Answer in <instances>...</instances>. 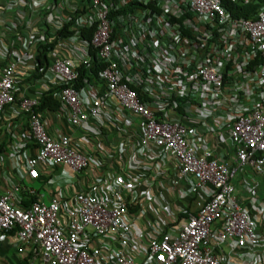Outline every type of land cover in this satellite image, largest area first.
<instances>
[{
	"label": "built area",
	"instance_id": "2783aa9c",
	"mask_svg": "<svg viewBox=\"0 0 264 264\" xmlns=\"http://www.w3.org/2000/svg\"><path fill=\"white\" fill-rule=\"evenodd\" d=\"M129 1L134 0L5 1L15 8L12 30L25 24L30 39L24 42L55 43L48 53L54 55L55 80L44 76L49 82L45 89L62 87L58 96L67 108L66 124L101 118L111 104L127 111L125 125H132V116L140 123L138 132L133 131L136 138L130 130L127 171L104 179L95 192L78 190L71 202L61 196L45 202L30 188L37 200L22 207L16 196L21 184L10 186L0 194V234L15 231L22 243L19 251L32 245L40 251V264H264V196L241 199L234 183L245 166L253 170L252 184L264 174V9H257L252 18L233 17L217 0H174L180 6L168 0L160 12L156 6L140 11L135 19L138 36L124 45L119 39L111 41L110 17ZM5 8L0 7V19ZM96 24L92 34L83 35ZM65 26L69 33L62 37ZM93 47L105 65L101 96L94 86L75 87L77 65L88 61ZM0 52L5 59L9 46L2 44ZM26 54L21 52L22 57ZM0 62L1 114L17 100L22 80L17 62ZM234 78L240 82L232 93L225 82ZM140 92L148 99L142 100ZM39 104V98L24 97L19 106L31 118L29 136L37 146L24 162L29 178L40 176L39 164L88 168L91 155L78 150L68 133L50 132L34 110ZM179 106L184 114L178 113ZM195 110L209 130L227 127L237 166L219 162L203 146ZM150 147L156 149L158 171L172 169L177 182L189 184L182 196L201 192L205 197L174 231L165 230L167 224L159 218L161 208L150 195L139 159L150 156ZM129 205L138 206V212H131ZM147 208L153 214L148 223L152 235L141 244Z\"/></svg>",
	"mask_w": 264,
	"mask_h": 264
},
{
	"label": "crops",
	"instance_id": "0c3cea01",
	"mask_svg": "<svg viewBox=\"0 0 264 264\" xmlns=\"http://www.w3.org/2000/svg\"><path fill=\"white\" fill-rule=\"evenodd\" d=\"M5 1L0 2L1 8L6 7L2 11L5 17L0 19V46L2 44L9 46V54L5 59L6 61L12 60V62L18 63L17 69L21 74L22 81L17 100L6 107L0 114V142L2 140L8 142L7 149L0 153V194L5 193L15 183H19L21 184V191L24 189L29 191L30 188H34L38 198L42 197L43 200L46 197L50 200L51 197L61 196V198L64 197L65 200L71 202L74 200V195L78 190L88 193L95 192L97 185L104 179H109V177L117 173L127 171V166L129 167V161L131 160V155L129 154L130 142L132 136L136 138L138 134H134L133 131L138 132L140 121L137 117L132 116L130 117L132 125H125L124 118L127 111L118 107L117 104L105 107L103 109L105 115L103 114L101 118L87 120L85 123L77 126L66 124L65 120L68 117L67 108L61 104V107L55 111L47 109V111H40L50 132L56 135H59V132L62 131L68 133L72 144L81 152H87L91 155L92 159L89 167L83 171H74L66 165L39 164L40 177L37 180L29 178L24 167V162L28 154L32 155L34 153L32 146L36 144L31 139V136H29L31 118L29 115L21 112L19 108L20 101L24 97H33L39 98L41 102L48 90L45 89V85H49L47 84L49 82L44 80V76L48 75L51 81L55 80V74L51 70L54 55L49 54L46 64L43 65L45 66L44 70L38 71V68L42 66L38 57L43 51L44 41L42 39H35L32 42H24L30 39V36H26L27 30H25V24L12 30V27H10L11 23L13 24L16 21L15 8L8 7L6 5L8 2ZM35 19L36 17H34ZM23 50H26L28 53L24 57L21 56ZM5 59L0 52V61H4ZM0 64L2 65L1 62ZM36 75H39L40 78H37ZM94 89L96 92L98 89L97 95H103L105 82H97ZM193 115L197 123L201 125L203 146L212 150L219 162H226L233 167L237 166L236 146L227 138V127L224 125L221 128H216V130H209V127L207 128L204 122L202 123L199 120V112L195 110ZM126 128H130L129 132L125 131ZM130 130L132 136H130ZM129 137L131 138L130 140L128 139ZM21 144H24L25 147L22 151L19 150L18 152L17 148ZM155 150V147H150V156L142 154L139 159H141L146 169H144V173L146 174L147 182L150 184V195L155 200V205L161 208L159 218L163 221V224H167L165 227H170L169 230L174 231V226L176 228L180 227L183 221V219L179 218V214L186 207H191L192 210L196 207V201L198 199L203 200L205 197L201 192L194 195L182 196L181 192L185 193L189 184L184 180L177 182V173L172 169H168L167 173L158 171L156 167L159 160L155 157ZM168 158L169 156L165 159L162 158L163 162L165 160L169 161ZM250 171L253 170L249 166H245L238 171L234 180L237 194L244 200L250 195L257 193L254 192L256 190L255 187L253 190L251 185H246L251 174ZM257 177H259V181L264 182V174H259ZM191 179L194 180V178ZM36 182L40 183V188L35 186ZM259 185H262V183ZM16 196L17 200H22L20 191ZM164 206H167L168 209L166 210ZM147 210L149 218L146 217L142 221L144 238H142L141 241L143 243L141 244H147L148 238L152 235V228L148 223L153 218V214L149 208ZM21 244L15 231L0 234V264L41 263L39 250H35L32 245L26 244L23 252H20L19 247ZM115 246H118V244L116 243ZM225 248L227 249L226 246Z\"/></svg>",
	"mask_w": 264,
	"mask_h": 264
},
{
	"label": "trees",
	"instance_id": "16d2710c",
	"mask_svg": "<svg viewBox=\"0 0 264 264\" xmlns=\"http://www.w3.org/2000/svg\"><path fill=\"white\" fill-rule=\"evenodd\" d=\"M134 2H136V1H134ZM133 5L134 4L131 3V4L127 5L126 7H122V9L119 12H117L116 17H114L115 15H113V12L111 13L110 19H112L111 23L113 24V25H111L113 28L112 32H111V41H114L115 39L120 38L121 40H123V42L127 43L126 37L129 36V34H131L132 31H131L129 24L126 23L125 21H123L124 20L123 17L128 16V13L129 14L132 13L137 8V5L136 6H133ZM118 16H121V18H119ZM189 18L195 20L194 17H192V16H190ZM97 26H98V24H96L92 28H89L88 31H87V28L84 29L83 35L85 33L87 35L92 34V32H94L97 29ZM121 26L123 27V30L120 29ZM68 31H69L68 27L65 26L63 28V30L61 31L63 33L62 37H64L66 34H68L69 33ZM54 47H55V43H53V44L52 43H45L43 45V51L41 52V55L38 57L39 58L38 60L41 61L42 66L44 64H46V62L48 60V53L51 52L52 51L51 49ZM91 49H92L91 50L92 52L90 51V55H87L88 61L85 63L82 62L81 64L77 65L76 69L79 71V78L75 81V87L77 89H80V88H82L84 86H88V85L95 86L97 84V82L104 81L102 79V76H101V71L104 69L105 65L103 64L102 58L97 54L98 53L97 50L94 47ZM38 71H39V68H38ZM36 77L40 78L39 75H36ZM239 82H240L239 78H234L233 80L226 81L225 87H226V85L227 86L230 85L231 86L230 90L232 93H234L235 90H238L237 85H239ZM131 86L138 91V87H136L134 85H131ZM61 88L62 87L51 88L50 90H48L46 92V94L44 95V97L42 98L40 104L38 106H36L34 108V110L40 112V111H47V110L55 111V110L59 109L61 107L60 106L61 103L59 100L58 93L61 90ZM140 93H139V96L142 97V100L148 99V95H146L144 93H141V94ZM177 111L179 114H184L183 108L180 106L178 107ZM7 145H8V142L5 140H2L0 142V153H2L3 151H5L7 149ZM36 147H37L36 145L32 146V148H36ZM250 172H251V174L248 178V181L251 183V186H254L256 188V190L254 192H257V194H261V196H264V182L259 181L258 180L259 177H257L256 179L259 181L258 184H254V183L252 184V176H254V173H252V171H250ZM37 179H34V180H37ZM260 183H262V185H259ZM25 190L26 189H24L22 191L20 190L21 196H22L21 206L22 207H29L34 201L37 200V196L32 195L27 190L26 191ZM129 208H130V211L133 213H136L139 210L138 206H132V205L130 206L129 205ZM190 211H191V207H186L185 211H182L179 214V218L185 219L187 217L188 212H190ZM167 229L168 228H166L165 230H167Z\"/></svg>",
	"mask_w": 264,
	"mask_h": 264
},
{
	"label": "clouds",
	"instance_id": "9594fccd",
	"mask_svg": "<svg viewBox=\"0 0 264 264\" xmlns=\"http://www.w3.org/2000/svg\"><path fill=\"white\" fill-rule=\"evenodd\" d=\"M134 1H136V2H134ZM134 1L124 2L122 5L119 6V11H120L122 9V7H126L127 5H129L131 3L134 4L133 6L137 5V8L132 13H130V14L128 13V16L123 17L124 18L123 21H125L126 23L129 24L131 31H132L131 34H129V36L126 37L127 43L123 42L124 45H126V44L128 45V43H129L128 39L129 38H130L131 42H133L134 41L133 37L138 36L137 29H136L137 23L135 22V19H136L137 15L140 13V11L142 9H144L145 7L156 6V9L160 12L161 11L160 6L164 5L168 0H151V3H148V0H134ZM172 1L175 2L174 0H172ZM217 1L220 2L222 7L224 9H226L227 11H229V13L232 14L233 17L252 18V17H254L257 9H260L261 7H262V9H264V0H217ZM175 3L178 6H180L179 2H175ZM114 15L116 17L117 13ZM118 17L121 18V16H118ZM198 28L200 29V25H198ZM120 29L123 30V27L121 26ZM148 38L149 39L151 38V36L149 34H148ZM119 40H121V39L119 38ZM88 50H89L88 55H90V51L92 49L91 50L88 49ZM132 63H134L133 58H131V64ZM130 67H131V65H130Z\"/></svg>",
	"mask_w": 264,
	"mask_h": 264
},
{
	"label": "rangeland",
	"instance_id": "374dc122",
	"mask_svg": "<svg viewBox=\"0 0 264 264\" xmlns=\"http://www.w3.org/2000/svg\"><path fill=\"white\" fill-rule=\"evenodd\" d=\"M36 183H37V182H36ZM36 183H35V186L38 187V188H40V187H41V186H40V183H37V184H36ZM41 190H42V189H41ZM44 201H45V202H49V200H48L47 197L45 198Z\"/></svg>",
	"mask_w": 264,
	"mask_h": 264
}]
</instances>
